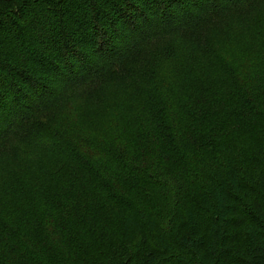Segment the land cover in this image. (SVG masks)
Instances as JSON below:
<instances>
[{"label": "trees", "instance_id": "1", "mask_svg": "<svg viewBox=\"0 0 264 264\" xmlns=\"http://www.w3.org/2000/svg\"><path fill=\"white\" fill-rule=\"evenodd\" d=\"M262 7L0 0V264H264Z\"/></svg>", "mask_w": 264, "mask_h": 264}, {"label": "rangeland", "instance_id": "2", "mask_svg": "<svg viewBox=\"0 0 264 264\" xmlns=\"http://www.w3.org/2000/svg\"><path fill=\"white\" fill-rule=\"evenodd\" d=\"M261 9H264V7L260 8V9H256L255 11L261 10ZM227 30H228V27H224V31H227ZM65 85H70V83H66ZM65 88H66V86H65ZM182 88H184V84L182 85ZM85 90L86 89H79L75 93L77 94V98H82L84 100V102L88 103L89 100L91 99V95L88 92H85ZM95 111L98 112L99 110L95 109ZM217 121L219 122V118H217V117L213 120L211 119V122L213 124ZM226 122H231L232 125H234V124L238 125V127L233 131L232 139L234 141L241 140L244 136L247 135L245 129H247L249 134L253 135V137H255L257 140L261 139L262 136L264 135V125L262 124V122H260V120L254 119L251 115L246 114V112L244 110L234 111V114H232L231 117H228L226 119ZM196 125H198V124H196ZM34 158L37 159V155ZM4 165L6 167H8V166L11 167L12 162H8L5 159ZM61 176L63 177V174H61ZM20 178H21V174L16 173L10 177V180H15L16 182H18V181H20Z\"/></svg>", "mask_w": 264, "mask_h": 264}]
</instances>
